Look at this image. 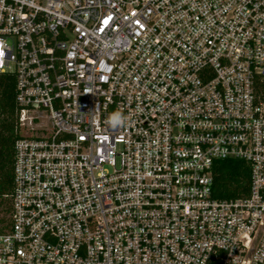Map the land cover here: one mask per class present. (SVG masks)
Here are the masks:
<instances>
[{
	"label": "built area",
	"instance_id": "built-area-1",
	"mask_svg": "<svg viewBox=\"0 0 264 264\" xmlns=\"http://www.w3.org/2000/svg\"><path fill=\"white\" fill-rule=\"evenodd\" d=\"M0 73V264H264V0H0ZM228 160L245 197L214 196Z\"/></svg>",
	"mask_w": 264,
	"mask_h": 264
},
{
	"label": "trees",
	"instance_id": "trees-1",
	"mask_svg": "<svg viewBox=\"0 0 264 264\" xmlns=\"http://www.w3.org/2000/svg\"><path fill=\"white\" fill-rule=\"evenodd\" d=\"M264 88V87H263ZM20 107L17 103V80L11 73H0V226L2 205L13 190L15 144L21 137L19 127ZM250 167L240 160L220 162L214 169V196L218 199H238L248 195ZM11 207L7 209L10 213ZM0 229H2L0 227Z\"/></svg>",
	"mask_w": 264,
	"mask_h": 264
},
{
	"label": "rangeland",
	"instance_id": "rangeland-1",
	"mask_svg": "<svg viewBox=\"0 0 264 264\" xmlns=\"http://www.w3.org/2000/svg\"><path fill=\"white\" fill-rule=\"evenodd\" d=\"M25 131V130H24ZM11 207V201L7 199V201H5V203L2 205V210L5 209L2 213H1V217H4V220L7 222L8 220V215L9 212L7 211V209ZM1 210V208H0Z\"/></svg>",
	"mask_w": 264,
	"mask_h": 264
}]
</instances>
